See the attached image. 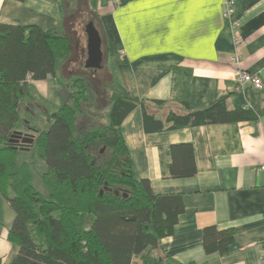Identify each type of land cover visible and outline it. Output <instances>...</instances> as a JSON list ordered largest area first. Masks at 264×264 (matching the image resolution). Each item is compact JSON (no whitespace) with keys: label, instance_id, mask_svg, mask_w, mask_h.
<instances>
[{"label":"crops","instance_id":"1","mask_svg":"<svg viewBox=\"0 0 264 264\" xmlns=\"http://www.w3.org/2000/svg\"><path fill=\"white\" fill-rule=\"evenodd\" d=\"M233 1L238 29L245 38L238 46L235 29L225 18L228 0H121L119 4L91 0L89 5L102 32L106 66L114 72L115 97L127 95L144 103L121 125L135 169L141 178L149 179L155 193L183 194L185 210L173 234L163 238L159 247L160 253L181 264H262L264 91L250 84L241 86L230 57L235 51L241 53L242 68L264 82V0ZM63 3L0 0V22L53 31L62 21ZM74 32L75 37L81 34ZM31 83L41 96L55 105L61 103L59 76ZM223 98L229 110L250 107L257 118L162 131L145 129L144 108L165 120L171 111L184 112L183 103L197 110ZM176 143L193 145L194 176L171 177L170 148ZM14 219L11 204L0 193L3 264L15 255L8 238ZM209 225L234 228L230 253H206L203 232Z\"/></svg>","mask_w":264,"mask_h":264},{"label":"trees","instance_id":"2","mask_svg":"<svg viewBox=\"0 0 264 264\" xmlns=\"http://www.w3.org/2000/svg\"><path fill=\"white\" fill-rule=\"evenodd\" d=\"M68 4L53 31L0 22V193L15 212L8 234L15 255L9 264H135L136 259L139 264H181L159 247L185 210L183 194L153 191L149 179L138 175L121 128L143 101L121 95L109 99L104 112L91 81L76 74L59 77L69 95L55 105L31 83L58 76L71 54L79 20H93L98 28L90 7L79 9L78 0ZM182 105L184 112L171 111L165 120L144 108L145 129L257 118L250 107L229 110L225 98L197 110ZM24 137L34 138V143H22ZM33 145L47 163L43 181L48 198L34 187L27 162L15 167L21 152ZM170 150L171 177L197 173L191 143L172 144ZM234 239L232 227L204 228L208 254L227 255Z\"/></svg>","mask_w":264,"mask_h":264},{"label":"rangeland","instance_id":"3","mask_svg":"<svg viewBox=\"0 0 264 264\" xmlns=\"http://www.w3.org/2000/svg\"><path fill=\"white\" fill-rule=\"evenodd\" d=\"M91 0H78V8L84 11L87 7H90ZM69 0H64V8L68 12V4ZM74 2L70 1V7H73ZM68 4V6H66ZM81 7V8H80ZM67 14V13H66ZM69 14H67L68 16ZM95 20V18H94ZM77 23L78 33H81L75 38H72V48L71 54L69 56L68 62L65 66L58 71V76H70V75H83L87 77L94 86L96 94L98 93V100L100 101L99 107H105L109 101V95L112 99H115L116 95H114V83L112 81L114 72L112 71L110 65L106 66L107 58L104 56L103 67L101 69H91L85 67V61L87 57V36L83 31V28L86 24H84L83 20H79ZM93 21V20H92ZM94 22V21H93ZM76 36V35H75ZM38 95H40L38 93ZM69 95L68 91H65L63 88L60 98ZM63 99V98H62ZM107 110V106L104 109V112ZM28 162L31 171H32V183L36 190L40 192L45 198L49 197V191L44 184L43 175L47 170L46 161L42 160L38 155V149L35 145L28 147L26 150H23L21 154L17 157L15 167H19L22 163ZM139 261V260H138Z\"/></svg>","mask_w":264,"mask_h":264},{"label":"built area","instance_id":"4","mask_svg":"<svg viewBox=\"0 0 264 264\" xmlns=\"http://www.w3.org/2000/svg\"><path fill=\"white\" fill-rule=\"evenodd\" d=\"M121 0H114L115 3L119 4ZM225 18L229 25H231L232 28H234V44L235 46H238L239 44L243 43L245 38L242 33L239 32L238 27L240 26L239 20L235 16V3L233 0H228L227 2V9L225 12ZM238 29V30H237ZM243 55L237 51H235L231 57L230 61L236 65V71L235 76L238 78L241 86L244 84H250L255 89L259 91H264V82L260 78L259 75L253 74L242 68V61H243ZM264 169V165L261 167ZM262 256V264H264V252L261 254Z\"/></svg>","mask_w":264,"mask_h":264},{"label":"water","instance_id":"5","mask_svg":"<svg viewBox=\"0 0 264 264\" xmlns=\"http://www.w3.org/2000/svg\"><path fill=\"white\" fill-rule=\"evenodd\" d=\"M85 33L87 36V58L85 61V67L95 70L101 69L103 67L105 56L103 51V39L101 33L93 21H89L85 25ZM19 139H17V141H19ZM21 141L24 144H33L34 138L24 137L21 138ZM100 194L102 195V191L100 192ZM116 194L118 195L119 193L116 192Z\"/></svg>","mask_w":264,"mask_h":264}]
</instances>
